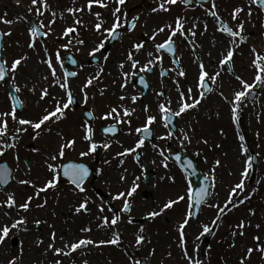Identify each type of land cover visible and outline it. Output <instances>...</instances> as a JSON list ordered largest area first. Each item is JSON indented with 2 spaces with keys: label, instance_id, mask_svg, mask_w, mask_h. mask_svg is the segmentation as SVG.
<instances>
[{
  "label": "rangeland",
  "instance_id": "obj_1",
  "mask_svg": "<svg viewBox=\"0 0 264 264\" xmlns=\"http://www.w3.org/2000/svg\"><path fill=\"white\" fill-rule=\"evenodd\" d=\"M89 1L46 0L45 7L42 0H38L36 5L32 4V0H0V33L4 38L1 58L9 69V80L16 89H20L18 94L23 103L22 113L13 120L5 91L0 88V124L3 120L8 123L7 134L0 139V151H7L4 160L13 171L12 184L6 190L0 189V229L5 225L11 226L17 220H25L24 224L12 228L4 243L0 244V264H9L10 261H15V264H135L140 259L147 264H189L181 247L179 229L191 212V181L169 159L168 155L175 151L190 157L197 169L212 183L209 200L202 207L197 222L192 224L189 219L185 226L184 248L188 255L200 259L202 264H241L242 260L244 264H264V252L259 251L264 248V84L256 81L258 69L254 65L258 56L264 57V12L251 4L250 0H214L208 7L195 4L185 7L180 3L181 0H177L175 4H165L168 11L160 9L164 0H152L145 8L137 10L135 18L136 12L127 15V9L132 4L124 7L115 3L106 7L92 4L89 9V4H85ZM92 1L101 3V0ZM108 1L110 0H102V3ZM140 1L137 0V5ZM52 7L59 11L54 17ZM117 7L120 8L119 27L123 28L124 21L133 18L135 27L122 34L121 40L113 45L100 66L91 68L92 74L100 71L101 75L91 80L94 86L89 93L88 102L97 115L109 114L111 109L116 108L119 115L111 113L116 116L110 120H125L127 128L125 127L126 133L123 136L108 140L109 142L101 140L99 133L95 134L94 143L101 147L95 166L100 171L103 170V183L109 189H101L103 184L100 179L96 187L106 194L124 193L135 183L139 187L143 186H140L142 178L139 170L142 163L153 169L156 177L148 190L154 192V197H141L138 194L134 211L130 213L133 217L145 218L144 225L141 226H131L127 216L122 214L117 216V224L112 225L114 215L106 209L104 201H100L93 194L91 200L86 201L79 199L81 196L77 192L58 185L39 191L56 176L49 165L57 170L62 163L75 160V149L76 153L77 148H84L81 142L82 133L76 129L81 120L70 106L64 110L63 118L57 120L53 117L39 130L33 129L30 124H18L20 119L39 122L44 115L55 110L58 102L61 106L67 103L68 91L59 67L60 59L69 51L77 55L79 60L88 59L93 56V52L94 55L102 57L100 50L95 49L105 43L108 30L116 23L114 12ZM37 8H40L43 15L37 14ZM77 8V14L72 16L71 11ZM237 8L243 11L233 19L232 14ZM213 10L218 12V17L229 28L240 35H223L210 20ZM249 10L252 11L251 16L247 15ZM177 18L182 21L184 31L183 35L177 31L172 37L181 60L180 70L172 69L163 60L161 69H169L170 76L164 80L149 77L154 84V93L140 101L138 89L131 81L135 75L143 73L141 69L145 65L153 69L159 65L163 57L157 51L156 45L168 40L176 28ZM3 20H10L12 23L7 24ZM52 20L55 22L50 23ZM101 21L98 31L96 24ZM33 22L40 31L48 33L43 43L31 34ZM240 24L244 26L243 31L239 28ZM69 28L74 31L67 32ZM161 28H164L163 32L158 31ZM192 32H195V36ZM241 36L244 37L243 41ZM30 43L35 46L29 47ZM136 44H142L143 48L136 50ZM193 49L210 76L219 73L214 83L209 80L212 90L203 98L200 96L202 89L198 87L200 64L192 54ZM230 49L233 51L232 62L229 64L232 75L228 73L226 65L222 66L220 63ZM129 53H132L133 60L139 62L136 68H132V61L128 59ZM57 54L59 59L56 58ZM16 59H21L22 62L13 74L11 65ZM48 59L52 60L55 76L46 63ZM149 60L153 62L151 65L148 64ZM258 62L264 67V59ZM181 71L185 75L181 76ZM125 73L129 75L126 77ZM259 74L264 78V73ZM237 77L257 88L255 100L248 103L244 99L239 106L238 121L233 119L234 105L230 103L235 93L243 90L241 80ZM60 84L65 87L61 88ZM70 88L72 89V83ZM189 88L192 89L190 96L187 92ZM44 90L48 94L42 99ZM181 92L185 93L186 102L198 99L200 103L176 116L175 112L181 106ZM161 104L170 108L169 113L177 119V133L174 135L168 129H163V114H159ZM125 109L133 113V116L129 115L131 118L124 115ZM4 113L9 115L3 116ZM149 116L156 117L155 122L149 126L154 131L155 142L137 148L142 159L135 163L134 151L126 155L120 153L135 149L139 141L137 138L136 142L134 134L137 131L130 130L136 125L137 129L145 127ZM21 127L27 131L17 134L16 130ZM138 134L137 132V136ZM185 134L190 142L185 140L182 144ZM169 135L171 138L161 139ZM73 140L75 145L64 147L61 157L62 145ZM167 142L170 143L169 146H166ZM9 143L15 144V147H5ZM29 144L33 145L31 149L27 148ZM104 144L110 146L105 148ZM161 151L163 156L160 155ZM251 152L257 155L259 165L256 177L250 183L247 162ZM53 156L57 158L51 159ZM235 156L238 164L235 163ZM27 157L31 162L29 169L24 165ZM246 169L249 174L245 178L242 173ZM22 180L30 183L22 184ZM241 182L245 185L243 191L237 190L236 194H231L235 185ZM88 195L90 197V193ZM9 196L15 200V205L11 208L5 203ZM181 196L184 199L179 200L172 208L162 209L170 200H178ZM252 197L257 200L249 201ZM29 198V208L24 210L20 206L29 202ZM154 198L158 201L155 208L159 205L163 211L153 218L149 215L152 210L149 211V204L146 202ZM230 199L232 203L220 213L219 208L224 207ZM241 200L243 203H240ZM82 203H86L88 212L82 209L76 211ZM218 215L220 219L217 221ZM105 217L109 221L108 225H104ZM214 221L216 233L209 244L205 245L201 235L203 226L211 227ZM241 223L243 228L238 227ZM34 224L39 225L38 231ZM241 232L243 235H240ZM117 233L118 244L100 243L111 241L116 238ZM139 236L144 237L141 244L136 242ZM13 237H17L18 244L11 249L10 241ZM82 239H90L95 243L72 251L70 246ZM250 248L254 250L249 258ZM57 249L61 250L60 254H57Z\"/></svg>",
  "mask_w": 264,
  "mask_h": 264
},
{
  "label": "snow or ice",
  "instance_id": "obj_2",
  "mask_svg": "<svg viewBox=\"0 0 264 264\" xmlns=\"http://www.w3.org/2000/svg\"><path fill=\"white\" fill-rule=\"evenodd\" d=\"M42 2L44 3V6L47 7L46 0H42ZM117 2H118V4L123 5V4H125L126 0H117ZM176 2H177V0H164V3H161V5H160V9H162L164 11H168L169 9L167 7H165V4H167V3L175 4ZM187 2L190 3L191 0H187ZM37 3H38V0H32V4L33 5H36ZM250 3L257 5L260 9H264V0H250ZM91 5H92V0H90V2H89V9H91ZM101 6L106 7V5H104L102 3V0H101ZM213 8H215V3H213ZM36 11H37L38 15H43V12L40 10V8H37ZM241 11H243V9H240V8L235 9L233 14H232L233 15V19H236L237 15ZM119 12H120V8L117 7L115 9L114 15L116 13H119ZM211 14L214 17L217 15V13L215 11H213ZM52 15L54 17L55 13H52ZM247 15L251 16L252 15V11L249 10ZM97 17L99 18V14H97ZM3 22L7 23V24H11L12 23V21H10V20H3ZM54 22H55V20H52L50 23H54ZM79 22L80 21H77V23H79ZM101 24H102V21H101V23H97L96 24V29L98 31L101 28ZM119 26H120V18L117 16L116 23L114 24V26L111 29L108 30L110 33L113 34L112 38H115L114 33H115L116 29ZM41 27H43L42 23H41ZM133 27H134V25H133ZM168 27L171 28V26H168ZM206 27L207 26L205 25V28ZM243 27H244L243 24L239 25V28H240L241 31H243ZM72 31H74V29H72V28L67 29V32H72ZM158 31L159 32H163L164 28H161ZM177 31H179L181 35L184 34L183 23L180 20V18H177L176 28L171 32V35L169 36L168 40L166 42H164V43L156 45L157 50L159 51L161 49H167L168 52H174V42H173L172 37H174L176 35ZM222 31L225 32L230 37H236V36L240 35L239 32L233 31L231 28H229L227 26H224L222 28ZM37 33H38V29L36 27L31 28V34H32L33 37H35L37 35ZM47 34L48 33H44V35H47ZM5 35H10V33H5ZM192 35L195 36V32H192ZM240 38H241V41L244 40L243 36H241ZM153 39H155V35L153 36ZM79 43L82 44L83 41H79ZM34 46H35L34 43H30L29 44V47H34ZM103 47H104V44L101 43L95 49V51H99ZM134 47L136 48V50H139V49L143 48V45L142 44H136ZM253 51L255 52V49H253ZM94 54H95V52L92 53V55H94ZM149 55H151V53H149ZM232 57H233V51L230 49V50L227 51L226 56L224 57V59L221 60V62H220L221 65L223 66V65L230 64L232 62ZM56 58L59 59V55L58 54H57ZM128 59L132 61V68H136V66H137V64L139 62L133 60L132 53H129ZM262 59H264V57L258 56L257 60L254 61L255 67L258 69V74L256 75L255 79L260 84H264V78H262V76L259 74V73H264V67H261L260 63L258 62L259 60H262ZM21 62H22L21 59H16L12 63L11 72L13 74L17 71L18 66L21 65ZM46 63L48 64L49 68L52 69V75L55 76L56 73H55V69L52 67V60L48 59L46 61ZM152 63L153 62L151 60L148 61L149 65H151ZM121 68H123V65H121ZM141 70L142 71H150L151 69L148 67V65H145L144 68L141 69ZM8 71H9V69L6 67V62L0 61V80L4 79L5 74ZM72 75H75V74L72 73ZM124 75L127 77L129 75V73H125ZM180 75L183 76V75H185V73L183 71H181ZM217 76H219V73H216L215 76H210L209 72L207 70H205V65L201 63L199 65L198 87L208 89L209 80L212 83H214ZM13 78H14V76H13ZM237 79L241 80V85H242V89L243 90L237 91L235 93V95H234L233 101H231L230 103H232L234 105L233 108H232L233 119L238 121L239 120V116L237 115V112H238L239 106L243 103L244 99L247 98V96L250 94L251 89H253L255 87V85L249 84V83L243 81L240 77H237ZM91 82L92 81L90 79L88 81V84H91ZM87 86L88 85H85V87H87ZM60 87L64 88L65 85L64 84H60ZM19 90H20L19 88L16 89L17 92ZM208 90L211 91V89H208ZM187 92H188V95L190 96L191 92H192V89L189 88L187 90ZM47 94H48L47 90H44V93H43L41 98L43 99L44 96H47ZM184 96H185V93L181 92L180 93L181 106H180L179 110L177 112H175L176 116H180L185 111H187L189 109H192V108H195L200 103V100H198V99H193L192 102H186L184 100ZM200 96H201V98H203V92L200 93ZM121 99H124V97H121ZM72 103H74V100H73L71 92H69L68 93L67 103H65L63 106H61L59 104V102H58L56 104L55 110L49 112L46 115H44L43 118L39 122L33 123V122L29 121V120L20 119V120H18V124L21 125V126L30 124L33 129L39 130V129H41V126L43 124H45V122L51 120L53 117H55L57 120L60 119V118H63L64 110L67 109L69 107V105H71ZM160 111L162 113H165L163 119L165 121H167L170 118L169 115H167L170 112V108H168L165 105L161 104L160 105ZM111 113H116L117 116L119 115V113L117 112L116 108L111 109ZM111 113L106 115L104 118L107 119L108 116L111 115ZM2 115L3 116H7V115H9V113H4ZM11 115H12L13 120H15L16 119L15 112L11 113ZM124 115L125 116H129V115H131V113L127 109H125L124 110ZM155 120H156L155 116H149L146 126L143 129H136V131L138 133L139 132H143V133H145L147 135H150V127L149 126L152 125L155 122ZM7 127H8L7 120H3L2 124H0V139H2L3 137L6 136ZM165 127H167V124H165ZM16 131H17V134H19L20 132L27 131V129L21 127V128H18ZM108 131H114V129H108ZM88 132L90 133L91 129H88ZM85 138L87 140H89V141L92 140V136L90 134L86 135ZM166 138H171V136L169 135L168 137H161V139H166ZM13 139H15V137H13ZM241 139H243V137H241ZM185 140H189V137L187 136V134L184 135L183 140L181 141V143L183 144V141H185ZM189 142H190V140H189ZM144 143H145L144 139H140L138 141L136 147L139 148V147L143 146ZM205 143H207V141H205ZM74 144H75V141L73 140V141H69L66 145H62L61 150H60L61 157L63 156L64 147H71ZM109 146L110 145H108V144H104L103 145V147H105V148H107ZM5 147L13 148V147H15V144L9 143V144H6ZM153 147H155V145H153ZM96 149H97V144L93 142L90 145L89 152H83V153H81V156H87L90 153H94L96 151ZM133 151H135V149H128V150H125L124 153H120V155H126L129 152H133ZM3 155H4L3 151H0V156H3ZM160 155L161 156L164 155L163 151L160 152ZM197 155H199V153H197ZM56 158L57 157L53 156L51 159L55 160ZM217 164H219V161H217ZM247 164H248V167L250 168L251 167V160L250 159L248 160ZM165 166H167V165H165ZM49 168L54 173L56 172V169L52 165H49ZM6 171H7V166L6 165H4V166H2V168H0V183H7V175L5 174ZM248 174L249 173H248V171L246 169L242 173V176L246 178L248 176ZM64 175L69 176L70 179H71V182L77 188H79L80 191H84V188L81 185H82V182L84 181L85 177L88 175V169L85 166H83V165H68L65 168V170H64ZM58 179H59L58 175L54 176V178L52 180H49L47 182L45 188H41L39 191H46L48 188L55 187ZM20 183L27 184V183H30V182L22 180V181H20ZM137 187H138V185H134L131 188V190L127 193V195L131 196L133 193H135L136 190H137ZM244 187H245V185H244L243 182L236 184L235 187L231 190V194H236L237 190L243 191ZM204 192H205V190L201 189V193H200L201 197H203ZM37 195H39V192L37 193ZM124 195H125L124 193H119L115 198L116 199H120ZM183 199H184V197L181 196V197L178 198V200H170L168 203H166L164 205V209L172 208L174 204L178 203L179 200H183ZM30 201H31V198H29V202H26L25 204L21 205L20 207H22L24 210H27L29 208ZM197 202H199V201H197ZM5 203H6L7 207L11 208V207H13L15 205V200H14V198L12 196H9L8 200ZM231 203H232V200L230 199L229 201H227L225 203L224 207L219 208V212L223 213L225 211V209L228 208V205L231 204ZM240 203H243V200H241ZM40 206H43V205H40ZM81 209H85L86 210V203H82L76 209V211L79 212ZM123 211H125V212H130L131 211V206H130V204L128 203L127 200H125V203L123 205ZM161 211H163V210L153 211L149 215L154 218V217L160 215ZM191 215H192V213L189 212L188 213V217L180 225V229L179 230H180L181 247L184 250V255H185L186 259L189 261V264H202L200 259H198V258H196L194 256H189L188 252H187V249L184 248V236H185L184 229H185V226L188 225V222H189V219L191 218ZM118 219H119V217L113 218L111 220V224L112 225H116L117 222H118ZM219 219H220V216L218 215L216 220L218 221ZM24 223H25V220L24 219H20V220L15 221L11 226L5 225L2 229H0V244L4 243V240L8 237L9 232L11 231L12 228H16V227H18V226H20V225H22ZM37 223H39V221H37ZM213 223L215 224L216 221H214ZM108 224H109V221L105 217L104 218V225H108ZM238 227L243 228L244 227L243 223L238 225ZM211 230L212 229L209 226L205 225V226H203V231H202L201 235L209 233ZM84 231H90V229H84ZM141 231H143V229H141ZM234 235H235V233H234ZM240 235H243V232H241ZM198 239H199V237H198ZM255 239L259 240V237H256ZM143 241H144V237L143 236L137 237V241H136L137 244H141ZM93 243H95V242L90 240V239H82V240H80L77 243H73L70 246V248H71L72 251H75L76 249L80 248L81 246H87V245L93 244ZM100 243L101 244H104V243L118 244L119 243V234L117 233L116 234V238L112 239L111 241H101ZM50 247H51V245H50ZM253 250L254 249H252V248L248 249V257L249 258L251 256V253H252ZM60 251L61 250L57 249L56 250L57 254H60ZM259 251L264 252V248H260ZM65 254H68V253H65ZM9 264H15V261H10ZM135 264H140V261H136ZM241 264H244L243 260L241 261Z\"/></svg>",
  "mask_w": 264,
  "mask_h": 264
},
{
  "label": "flooded vegetation",
  "instance_id": "obj_3",
  "mask_svg": "<svg viewBox=\"0 0 264 264\" xmlns=\"http://www.w3.org/2000/svg\"><path fill=\"white\" fill-rule=\"evenodd\" d=\"M79 1H82V0H79ZM213 1V0H210V2ZM111 3H118L117 0H110L108 1V3H105L106 5H109ZM128 4H132L128 10H127V15L129 14H132V13H135V18H137V0H126L125 4L123 5H119V6H127ZM76 10V9H75ZM219 11V9H218ZM122 12L125 13V11L123 10ZM119 13H116L115 16L117 17ZM73 15L75 16L76 13L74 12ZM214 19V24L219 26V27H222L223 28V24L216 18L213 16ZM76 56V55H75ZM162 59L164 61H166L167 63H170V65H172L173 67V61L171 60L170 57H168L167 55H162ZM76 58L78 59V57L76 56ZM176 58L178 60V63H177V67H178V71L180 70V65H181V60H180V57H179V54L178 52H176ZM104 59V58H103ZM103 61V60H102ZM102 61L98 62L97 66H100ZM81 64L79 66V68L76 70V77L71 81L72 83V89L70 88V91H71V94L72 96L74 97L76 103L71 106L72 108V111L77 115V117L81 120V124L80 125H77L76 126V129H79L81 131V142H82V146L84 147L82 150H80L79 148L78 151L75 153V150H74V155H75V160H69L67 162H72L76 165H84L86 167H88V170L90 172V176L88 177V179L84 182V184L82 185V187L84 188V191H80L79 188H74L72 187L71 185H69L67 182L63 181V180H58V186L59 187H65V188H69L71 191H75L77 192V194H79L81 197L79 199L81 200H86V201H90L91 200V196L95 195L100 201H104V205L106 207L107 210H109L110 206H112L116 212H115V217H117L118 215H124V216H127V220H128V223L131 225V226H134V225H137V220H140L139 217H133L130 215V213H132L134 211V205H136V199H137V195L140 194L141 197H149V198H153L154 197V192L151 190L149 191L148 190V187L149 185L151 184L152 180L154 179V177H156L154 175V177L152 179L149 180V182L146 181V172H147V168H146V172H145V169H143L142 167V171H143V175L144 177H142V182L140 183V186L143 185L142 187H137V190L135 193H133L131 196H128L127 193L131 190V188L134 186V185H138L137 183L133 184V185H130L129 188L124 192V196L121 197L120 199H116L115 197L118 195L117 193L116 194H107L105 192H103L101 189H109L107 187V185H105L103 183V170L100 171V168L98 166H95V164H97L98 162V156L99 154L101 153L99 150H100V146L97 145V149L94 153H90L89 155L87 156H81V153L83 152H89V149H90V145L91 143H93L95 141V134L96 133H99V138L103 141H107L109 142L108 140H115L117 139L118 137L120 136H123L126 131L125 129L127 128V125L125 123V120H110L111 117H115L116 115H110L108 116L107 119H105V115H108L107 113H100L99 115H97L94 111V109L92 108L91 104H89V93L91 91V89L93 88L94 86V83L91 82V84H88V81L91 79V80H94V79H97L100 75H101V72L98 71L96 72L95 74H92L91 72V68L92 66H89L87 64V60H81L80 61ZM162 63V62H160ZM160 66V64L158 65ZM158 70V67L155 66V68H151V71L150 72H146L144 71L146 74H147V79L149 77H154L156 78L157 75L155 74L156 71ZM141 74L143 73H138L137 74V77L140 76ZM170 76V73L167 72V76L165 79H168V77ZM138 80V79H137ZM135 81V78L132 80V82ZM148 83H149V91H148V94L146 95V97L149 95V94H153L154 93V87H153V83L151 82V79L149 78L148 80ZM85 85H88L87 87H85ZM155 85H157V83H155ZM137 89H138V94H139V99L140 101H142L143 99H141V89L137 86ZM104 100V98H102V101ZM85 112H88L90 115V120H88L87 118H85ZM131 116H133V113L131 114ZM127 118H131L130 116H128ZM75 120V119H74ZM76 121V120H75ZM125 125V126H124ZM105 127H112L111 129H114V131H112V133H116L115 135L116 136H113V137H110L109 135H105L103 133V128ZM126 127V128H125ZM88 129H91V132L89 133L88 132ZM137 129V125L134 126L132 128V130H130V132H135ZM163 129H167L166 127L163 128ZM91 135L92 136V140L89 141L87 140L85 137L86 135ZM136 135V142H137V138L140 139V134H138L137 136V132L134 133ZM75 145V144H74ZM100 145V144H99ZM170 143L167 142V145L166 146H169ZM135 156H137V149H136V152L134 153V159H135ZM95 157V159H94ZM92 160V161H90ZM66 162V163H67ZM94 169H97V176L96 177H93V170ZM102 169V168H101ZM149 169V168H148ZM150 171V170H148ZM100 179V183L103 184V186H101V189L97 188L96 185H97V182L98 180ZM167 185V184H166ZM163 189V188H162ZM88 193H90V197L88 195ZM93 194V195H92ZM125 200L128 201V203L130 204L131 206V211L130 212H125L123 211V205L125 203ZM156 202L158 203L157 199L154 198L152 200H150L149 202H146L147 204H149V211L152 210L153 211H157L158 209L161 210V207L158 205L157 208L156 207ZM164 207V206H163ZM162 207V209H163ZM84 212H88L89 208L86 206V210L85 209H82ZM144 211H147L146 208H143Z\"/></svg>",
  "mask_w": 264,
  "mask_h": 264
},
{
  "label": "water",
  "instance_id": "obj_4",
  "mask_svg": "<svg viewBox=\"0 0 264 264\" xmlns=\"http://www.w3.org/2000/svg\"><path fill=\"white\" fill-rule=\"evenodd\" d=\"M197 1L201 2V3L205 2V0H197ZM188 3L189 2H187V0H185V4H188ZM0 40H1V37H0ZM114 40H116V37L113 38L110 41V43H112V41H114ZM0 49H1V46H0ZM3 80H0V82H2ZM207 91H208V89H204V92H207ZM255 94H256V91L251 92L250 95L248 96V100L252 101L255 97ZM13 101L15 102L16 107L19 110V104L17 103V100L15 99L14 95H13ZM172 122L173 121L171 118L168 123H170V125H172ZM173 131H174V128H173ZM178 157H179V155L173 156V158L177 164H178ZM183 163H184V165L180 166L181 170L184 171L186 174H188L190 172V175L189 174L188 175L194 181L193 189H192L193 196L191 198V206L193 209L192 219H193V221H195L197 216H198L199 209H200L201 205L203 203H205L207 198H208L210 182L208 179L201 176V174L195 170V167L192 164L191 160L186 158L185 160H183ZM4 165H6V164L0 163V168H2V166H4ZM251 166H252V179H253L255 172H256V167H257V159L254 155H252ZM65 168H64V170H65ZM186 170H188V172ZM5 174L7 175V183H0V187H2V188H6L8 186V184L10 183L11 171L9 170L8 167H7V171ZM63 175H64V172H63ZM64 176L70 179L69 176H66V175H64ZM196 185H198V186H196ZM201 189L205 190L203 197H201V195H200ZM197 201H199V202H197ZM213 233H214V228L209 233H207L205 235L204 241L208 242L211 239V237L213 236ZM15 244H16V240H13L12 246H15ZM140 264H146V263L144 261H140Z\"/></svg>",
  "mask_w": 264,
  "mask_h": 264
},
{
  "label": "bare ground",
  "instance_id": "obj_5",
  "mask_svg": "<svg viewBox=\"0 0 264 264\" xmlns=\"http://www.w3.org/2000/svg\"><path fill=\"white\" fill-rule=\"evenodd\" d=\"M51 11H52L53 13H55V15L57 14V11H56L55 8L52 7ZM234 160H235V163L238 164V163H237V158H236V156H235Z\"/></svg>",
  "mask_w": 264,
  "mask_h": 264
},
{
  "label": "trees",
  "instance_id": "obj_6",
  "mask_svg": "<svg viewBox=\"0 0 264 264\" xmlns=\"http://www.w3.org/2000/svg\"><path fill=\"white\" fill-rule=\"evenodd\" d=\"M256 200H257V199H255V198L253 199V201H256ZM257 202H258V201H257Z\"/></svg>",
  "mask_w": 264,
  "mask_h": 264
}]
</instances>
